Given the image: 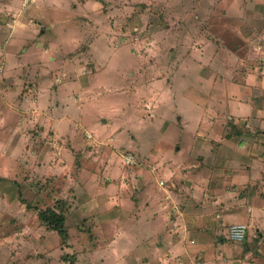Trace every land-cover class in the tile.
Returning a JSON list of instances; mask_svg holds the SVG:
<instances>
[{"label":"rangeland","instance_id":"obj_1","mask_svg":"<svg viewBox=\"0 0 264 264\" xmlns=\"http://www.w3.org/2000/svg\"><path fill=\"white\" fill-rule=\"evenodd\" d=\"M50 1L41 3L51 20L41 22L43 29L60 20L58 29L71 37L57 45L53 60L39 49L19 60L42 62L38 87L45 89L40 96L45 104L41 110L24 109L16 88L21 78L12 76L14 84L9 76L0 80V264H240L248 240L262 242L261 256L256 252L251 259L264 264L262 234L249 235L247 229L243 242L230 238L238 223L227 220L241 204L232 212L227 204L206 207L210 223L196 207L184 220L185 211L178 214L181 203L167 204L173 191L185 199L179 184L187 177L179 183L180 174L196 170L189 149L210 158L241 150L246 141L252 145L247 139L252 129L231 119L230 99L239 93L226 84L241 78L217 74L212 64L216 45L238 50L239 56L245 51L233 23L244 21L250 36L264 38V0H53L54 6ZM242 5L252 10L247 17L236 12ZM261 57H255L257 63ZM66 78L73 80L68 103L82 107L69 131L56 136L48 108L60 104L56 96ZM31 84H21V90L29 91ZM257 138L264 149V136ZM225 175L222 166L211 172V187L231 191L235 186ZM147 186L166 191L175 243L170 251L162 249L160 233L148 238L151 219L140 214L147 203L142 194L138 198ZM242 190L239 194L247 189ZM46 209L65 215L67 245L39 219V210ZM209 232L216 233L205 237ZM211 238L213 247L203 248ZM152 241L157 247L151 250Z\"/></svg>","mask_w":264,"mask_h":264},{"label":"crops","instance_id":"obj_2","mask_svg":"<svg viewBox=\"0 0 264 264\" xmlns=\"http://www.w3.org/2000/svg\"><path fill=\"white\" fill-rule=\"evenodd\" d=\"M41 3L42 0H0V61L3 63L4 67V73L0 75V80H2L4 76H9L8 80H11L14 84L16 81L14 82V80L10 78H12V76L16 78L20 77V82L18 83V86L16 85V88L20 89L17 93L19 92V95L20 93L22 94L19 101H21V99L24 100V103H22L24 109L32 110V108H34L35 111L37 109L41 110L43 107L42 105L45 104L40 103L41 97L44 95L43 90L45 89L42 88V85L41 88L38 87L39 83L43 84L42 81L39 80V78L43 76V71L40 72V64L42 62H33L25 65L19 61L22 59L21 55L23 53L26 54L29 50L39 49L40 52L46 55V58L50 57L51 60H53L55 58L52 55L54 54V51H56L57 45L63 44V40L66 41L72 35L71 33H68L67 30L61 31L58 29V23L60 20H54V24H52V27L48 29V31L43 29L41 22L45 24V21L51 22V20H48V18L42 13L43 10L41 8ZM49 5L54 6V1L51 0ZM235 7L236 6L233 8ZM71 8L74 10L73 5ZM237 8L236 12L245 14V16L246 12L252 11L248 8L247 11H245L243 5L237 6ZM233 29H237L239 35L234 36L239 40H243V46L245 47L243 49H245V51H241L242 55L239 56L237 52L238 50L233 52L227 48L222 49L221 46L218 47L216 45L218 40L212 39V42L217 47L214 53L215 60L212 66H214L213 70H216L217 74L220 73V75L225 76L228 79H232V77H229L231 75L239 76L241 78L240 83L226 84V86L231 85L229 89L233 88L235 94L237 92L239 93V95L230 99L234 103L231 119L233 118L235 121V123H233L234 125L242 123V125L252 129L254 134H250V136L248 135L247 139H251L252 145L258 147V150L254 149L252 145H249L247 141L242 143L244 144V148L241 150L227 149L225 151L216 152L215 155H212L213 153H211L210 158L207 157L205 153L203 154V152H197L199 151L198 149H192V151L189 149V157H191L189 161L192 162L190 167H195L196 170L195 172L188 171L180 174V177H183V179H179V183L187 177L184 180L185 182L183 181L179 184L183 189L181 195H184L185 199L180 198L179 200V196L177 195L178 191H173L171 194L172 197H168L170 200L167 203V200L165 199L166 191L164 190L162 192L159 190H153V188L150 187L151 185L144 188L142 187L139 190L138 198L142 194L144 197V203H147L146 209L142 210L140 214L147 213V215L150 216L149 219H151V225L147 231L148 238L149 235L150 237H155V234L160 233L159 237L163 242L162 249L165 251H170V248H172L171 242L174 243V234H172L174 233L172 232L173 226L169 220V213H167L164 206L166 203L168 205H171L172 203H174V205H179V203H181L178 214L180 215L185 211L184 215H182L184 220L186 217H189V215L194 216L192 210L196 207L195 210L197 211V215L203 217V219L205 218L204 223H210L213 217L212 214H203L206 207L215 209L216 205L227 204L226 211L232 212L231 208H234L235 205L241 204L240 207L234 209V214L228 217L229 219L227 222L234 219V223H238L234 225H244L247 227L249 235L250 232L254 231L259 233L258 235L260 237V234H262L264 240V197L261 192V190L264 189V149L260 150L261 145H258L257 143H262L260 138L257 137L261 135L264 136V38L250 36L249 33L253 31H250L246 27V22L244 21L237 25L233 23ZM51 30L53 31L52 40L50 38L48 39ZM230 36L234 37L233 34ZM66 51L67 53L69 52V50ZM257 56H262L258 63L255 58ZM10 60H18V62L10 65ZM200 60L195 62V64H199V67ZM51 63L53 62L51 61ZM25 69L32 70V72L23 76ZM44 71L47 72L45 69ZM30 78L35 80L33 85L31 84L32 82L29 83ZM71 81L73 82V80L67 81V78L64 82L62 81V84L59 86V95L56 96V98L61 101L60 104L57 105L56 108H48V114L52 119L50 123L51 125L53 124V128H55L52 131L56 136H59L60 134L63 136L69 131L71 124L75 122L74 117L77 110L82 107L81 104H73L70 106L68 103V99H71L72 97L70 96L72 90ZM26 82L27 84L32 85L27 92L21 90ZM237 84H241L240 90L237 89L239 87ZM77 85L80 87L79 89H81L83 88L84 83L78 82ZM229 89L227 90L229 91ZM10 100L13 101V98ZM13 112L15 113L16 111L13 110ZM16 114H18V112H16ZM34 114L36 113L34 112ZM18 115L19 117L23 116L20 113ZM200 120H197V124ZM67 125L68 129L64 130V126ZM26 130L27 129H25V131ZM258 131H260L261 134ZM21 133L23 136L25 135L23 130H21ZM257 133L259 134L257 135ZM197 138L199 140L202 137ZM245 144L250 147L246 149ZM196 146L197 144H194V147ZM211 157H213V159ZM187 164H185V167ZM221 166L226 170V181H231L233 183L232 186H235L231 191L223 192L218 188L213 189L211 187V183L214 179L212 181V178L209 177V175L216 169H220ZM150 184L155 185L157 183L150 182ZM241 188L243 189L242 192L245 189L248 191L245 190V193L239 194ZM150 190L155 192V196L151 194ZM168 192L171 191L168 190ZM146 200L148 202H146ZM139 202L140 200L135 203L138 205ZM186 205L191 206L192 208L185 207ZM180 218L181 217H178V220ZM213 233L216 232H209V234L205 233L204 236L212 237L214 235ZM245 238L242 241L236 242H243ZM211 239L209 242L205 241V243L202 244L203 248L212 246L213 238ZM252 241L248 240L245 247L242 248L241 251H244L245 254L243 257H239L238 260L240 261V264H260L258 263L259 261L255 259L252 262L251 258L256 252L261 256V247L258 246L261 245L262 242L254 240V245H251ZM156 245L155 241H152V244L151 246L149 245V247H151V250L152 248L156 249ZM221 247H224V245ZM240 248L241 247H239V249Z\"/></svg>","mask_w":264,"mask_h":264},{"label":"trees","instance_id":"obj_3","mask_svg":"<svg viewBox=\"0 0 264 264\" xmlns=\"http://www.w3.org/2000/svg\"><path fill=\"white\" fill-rule=\"evenodd\" d=\"M38 217L48 229L55 231L60 235L65 245L68 244L69 232L64 214L59 213L54 209H46L44 211L39 210ZM64 259L69 261L68 256H64Z\"/></svg>","mask_w":264,"mask_h":264},{"label":"built area","instance_id":"obj_4","mask_svg":"<svg viewBox=\"0 0 264 264\" xmlns=\"http://www.w3.org/2000/svg\"><path fill=\"white\" fill-rule=\"evenodd\" d=\"M4 73L3 63L0 61V75ZM247 232V227L244 225H234L230 228V238L234 241H242Z\"/></svg>","mask_w":264,"mask_h":264}]
</instances>
